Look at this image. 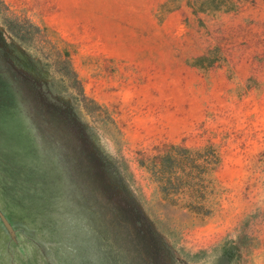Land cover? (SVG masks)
Masks as SVG:
<instances>
[{"label": "rangeland", "instance_id": "374dc122", "mask_svg": "<svg viewBox=\"0 0 264 264\" xmlns=\"http://www.w3.org/2000/svg\"><path fill=\"white\" fill-rule=\"evenodd\" d=\"M0 1L49 42L0 10V264H264V0ZM172 147L218 155L209 214Z\"/></svg>", "mask_w": 264, "mask_h": 264}, {"label": "trees", "instance_id": "16d2710c", "mask_svg": "<svg viewBox=\"0 0 264 264\" xmlns=\"http://www.w3.org/2000/svg\"><path fill=\"white\" fill-rule=\"evenodd\" d=\"M4 12L7 20L17 23L21 28H26L28 35H32L43 43H49L43 31L35 26L28 25L21 17L10 13L9 8L0 1V10ZM16 24L9 25L15 30ZM24 29H22L23 31ZM6 32V33H5ZM3 32L4 40L13 35L10 31ZM56 58L64 65L65 74L62 75L65 81H70L82 88V95L79 98L87 99L68 52L58 51ZM58 62V61H57ZM219 165L218 155L210 149L192 151L183 147H172L167 155L154 161L153 168L159 182L169 185V207L182 212L188 216H204L209 214L210 182L208 175Z\"/></svg>", "mask_w": 264, "mask_h": 264}]
</instances>
